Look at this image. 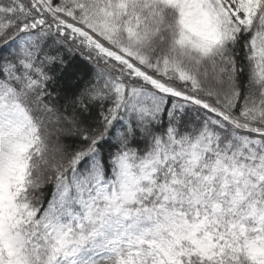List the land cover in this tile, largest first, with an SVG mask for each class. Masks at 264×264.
Here are the masks:
<instances>
[{
  "label": "snow or ice",
  "instance_id": "6c2138e0",
  "mask_svg": "<svg viewBox=\"0 0 264 264\" xmlns=\"http://www.w3.org/2000/svg\"><path fill=\"white\" fill-rule=\"evenodd\" d=\"M0 264H264V0H0Z\"/></svg>",
  "mask_w": 264,
  "mask_h": 264
}]
</instances>
